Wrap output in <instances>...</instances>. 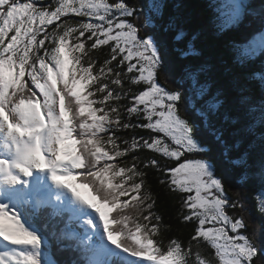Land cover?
<instances>
[{
    "label": "snow or ice",
    "instance_id": "obj_1",
    "mask_svg": "<svg viewBox=\"0 0 264 264\" xmlns=\"http://www.w3.org/2000/svg\"><path fill=\"white\" fill-rule=\"evenodd\" d=\"M184 7L0 0V264H264V0Z\"/></svg>",
    "mask_w": 264,
    "mask_h": 264
},
{
    "label": "trees",
    "instance_id": "obj_2",
    "mask_svg": "<svg viewBox=\"0 0 264 264\" xmlns=\"http://www.w3.org/2000/svg\"><path fill=\"white\" fill-rule=\"evenodd\" d=\"M137 2L146 5L148 0H137ZM165 2L168 4L166 11H174V5L183 4L185 7L180 10L183 13H192L200 19H204L207 15L205 11L206 0H165ZM216 3L219 5L218 0H216ZM244 31L253 32V29H247ZM225 36L234 41H238L242 38L240 32H228ZM148 183L152 195L156 199L155 211L162 217L164 225L167 226V235L184 238L187 235V229L176 219V209L178 208V205L171 196L165 192L163 186L159 185L158 181H156L153 176L148 177ZM236 191L237 189L230 188L229 195H233ZM244 196L249 208L252 210V219L256 221L254 225H251L248 228V233L251 234L254 229L257 230V236L255 239L259 244L260 241L264 240V233H260L258 230V225L261 223V214L256 210L258 197L261 196V193L249 189L245 191Z\"/></svg>",
    "mask_w": 264,
    "mask_h": 264
}]
</instances>
